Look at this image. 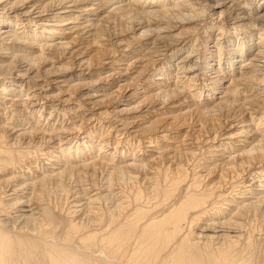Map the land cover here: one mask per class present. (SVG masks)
Segmentation results:
<instances>
[{"label":"bare ground","instance_id":"6f19581e","mask_svg":"<svg viewBox=\"0 0 264 264\" xmlns=\"http://www.w3.org/2000/svg\"><path fill=\"white\" fill-rule=\"evenodd\" d=\"M256 236L264 0H0V264H256Z\"/></svg>","mask_w":264,"mask_h":264},{"label":"rangeland","instance_id":"374dc122","mask_svg":"<svg viewBox=\"0 0 264 264\" xmlns=\"http://www.w3.org/2000/svg\"><path fill=\"white\" fill-rule=\"evenodd\" d=\"M185 131H186V128L184 126H182V127L178 126V127L174 128L173 130L169 131V134L171 133L170 136L174 137L176 135L175 137H177V135L183 134ZM169 138L171 139V137H169ZM108 148H109V146L106 148L107 151H114V148H112V149L111 148L108 149ZM21 167H23V165H21ZM54 199L55 198H53L52 200L54 201ZM56 202H58V207L54 213L56 214L55 220H56L58 227H59L57 230V233L60 235L61 233L62 234L64 233L63 227L65 229V225L67 224V220H68V215L66 214L65 211L62 212L60 210V207H61L60 203L62 204L63 198H59ZM59 223L61 224L60 226H59ZM253 251L257 255L254 258L256 264H261L264 260V257H263L264 256V239L258 238L257 236L255 237Z\"/></svg>","mask_w":264,"mask_h":264}]
</instances>
